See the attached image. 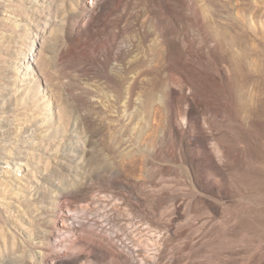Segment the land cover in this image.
<instances>
[{
  "label": "rangeland",
  "instance_id": "rangeland-1",
  "mask_svg": "<svg viewBox=\"0 0 264 264\" xmlns=\"http://www.w3.org/2000/svg\"><path fill=\"white\" fill-rule=\"evenodd\" d=\"M28 44L70 116L47 169L41 115L12 90ZM206 55L238 104L205 74L189 89L184 59ZM263 71L264 0H0V123L20 138L12 176L0 144V264H264Z\"/></svg>",
  "mask_w": 264,
  "mask_h": 264
},
{
  "label": "bare ground",
  "instance_id": "bare-ground-1",
  "mask_svg": "<svg viewBox=\"0 0 264 264\" xmlns=\"http://www.w3.org/2000/svg\"><path fill=\"white\" fill-rule=\"evenodd\" d=\"M163 15V14H162ZM167 16V15H166ZM159 18V17H158ZM8 20H13V19H10V18H8ZM16 20V19H15ZM15 20H13V21H15ZM166 20V19H165ZM157 21H159V20H157ZM16 22V21H15ZM161 22V21H160ZM162 22H164V21H162ZM167 22V21H166ZM170 22V21H169ZM156 23V22H155ZM168 23V22H167ZM167 23H166V25H167ZM165 23H163V25H164ZM166 25H164L163 26V34H164V37L166 36H170L172 33H174L173 31H172V33L170 32V29L166 26ZM162 26V25H161ZM171 26V25H170ZM183 27V26H182ZM161 29V28H160ZM178 30V29H177ZM176 30V31H177ZM180 30H181V25H180ZM161 31V30H160ZM175 31V32H176ZM181 31H183V30H181ZM181 31H179L178 30V32H176L178 35L177 36H175V37H177V38H179L180 40H181V42L182 41H184L183 39L184 38H182L181 37ZM32 32V31H31ZM34 33V35H37V37L38 36H43V35H41V32L38 30V31H36V32H33ZM161 33V34H162ZM175 34V33H174ZM184 35V34H183ZM200 35V34H199ZM145 36H146V34H145ZM188 36V35H187ZM203 36V35H202ZM199 37H201V36H199ZM171 38H172V36H171ZM187 38V37H186ZM218 38V37H217ZM167 39V38H166ZM200 39V38H199ZM159 40V39H158ZM170 40V39H169ZM189 40V39H188ZM188 40H186V41H188ZM191 40V39H190ZM205 40V39H204ZM185 41V42H186ZM192 41V40H191ZM200 41V40H199ZM212 41H214V40H212ZM216 41V40H215ZM218 41H220V40H218ZM161 42V41H160ZM171 42V41H170ZM169 42V43H170ZM184 42V43H185ZM193 42V41H192ZM202 41H200V45L202 44V43H205V42H202ZM217 42V41H216ZM223 42V41H222ZM222 42L220 43V44H222ZM227 42V41H226ZM191 43V42H190ZM181 44H183V43H181ZM188 43L186 42V45H187ZM195 43L193 42V45H194ZM198 44V43H197ZM196 44V45H197ZM213 44H214V42H213ZM219 44V43H218ZM159 45V44H158ZM171 45V44H170ZM190 45V44H189ZM196 45H194L195 46V48H196ZM204 45V44H203ZM223 45V44H222ZM156 46V45H155ZM184 45H182L181 47H183ZM208 46V45H207ZM217 46V45H216ZM185 47V46H184ZM195 48H193V49H195ZM207 48V47H206ZM36 49V47H35V45L33 44H28V47H27V53L24 51V50H22L20 53H19V55H21V57H17L18 59H17V61L18 62H21L22 63V66H24L23 68L26 70L25 71V74L26 73H28V74H26V75H24L25 77L27 76V79L26 78H24V79H22L23 81L22 82H20V85L21 86H18L17 84H14L13 85V87H12V90H14L16 87H21V89L22 88H24L26 85H27V87L25 88V90H24V92H23V95H24V97H23V99H24V101H25V103H30L29 101H32V105H31V109H29V111H28V114H26V115H28V117H31V118H35L34 117V115L37 113V114H40L41 116H38L39 117V124L40 125H42L43 126V131H41L40 132V135L42 134L43 136H45V137H47L48 139H47V142L49 143L48 144V146L46 147V148H44V149H47V151L50 153V155H47V154H45L44 153V155H36L35 153H33V156L34 157H37V158H39V159H42V160H44V164H46V167H45V165L43 166V167H41V168H48L49 166H51V164L54 162V160H57L58 159V157H55L54 156V158L52 157V154H51V152L52 151H56L57 153H60V152H62V151H64V150H67V147L68 146H65V144H67L70 140H68V137H66L67 136V134L65 135V134H61V130L63 131V133H66L67 132V129H68V120L70 119V116H69V113H68V111L65 109V107L63 106V104H61V103H59L55 98H54V96H55V94L53 93V89L51 88V86H49L48 84H49V79L46 77V73L44 72V69L42 68V66L41 65H38V63H36V61H35V59H33V58H31L30 57V55H31V53H28V52H31V51H33V50H35ZM186 49H187V46H186ZM186 49H184L185 51H186ZM188 49H190V48H188ZM199 49H200V47H199ZM184 50H182V51H184ZM203 50V49H202ZM220 50V49H219ZM218 50V51H219ZM223 50V49H222ZM190 51L192 52L193 50H192V47H191V49H190ZM227 51V50H226ZM203 52H205L204 50H203ZM223 52V51H222ZM229 52V51H228ZM209 53H211V49L209 48V49H207V53L206 54H209ZM244 53V52H243ZM247 53V52H246ZM144 54V53H143ZM188 53L186 52V55H187ZM204 54V53H203ZM216 54V53H215ZM229 54V53H228ZM250 54V53H249ZM192 55H194L193 54V52H192ZM196 55H198L197 53H196ZM196 55H195V57H196ZM238 55H240V54H238ZM248 55V54H247ZM208 56V58L206 59V61L208 62V64H206V66L204 67L203 66V64H202V62L200 63L199 61H198V59L197 58H194L192 61H186V59H184L185 60V62H184V64L181 66V68H180V71L182 72V74H184V73H188L189 71H194V72H196V74L198 73V74H200V75H194V77H188V76H185L186 74H184V76L186 77V79H187V81H188V84H189V89L191 90V92H192V90H193V92H194V94L195 93H197L198 92V84L200 83V81L202 80H200V81H198V79H195L196 77L198 78V76L200 77V78H202V77H204L203 76V74H205V75H207V81H208V79H209V81L211 80L212 81V83L214 84V86H215V83H216V86L217 87H219V91H221L222 92V94H224V95H228V94H230L229 96L231 97V99L233 100V103H234V101L236 102L237 100H236V95H235V86H236V83H235V76H237L235 73V76L233 77V76H231V74H228L227 72H226V70L225 69H227V67L223 70V68L221 67V66H217V64H215L214 63V60L212 61L211 59V57H212V54H211V57L209 56V55H206V57ZM216 56V55H215ZM232 56H234V55H232ZM242 56V55H241ZM205 57V58H206ZM221 57V56H220ZM226 57H228V56H226ZM235 57H236V55H235ZM235 57H233V60L234 59H236L237 60V57L235 58ZM191 58V57H190ZM200 58V57H199ZM221 59H222V57H221ZM220 59V60H221ZM231 59V58H230ZM229 59V60H230ZM129 60V59H128ZM191 60V59H190ZM203 60V59H202ZM206 61H205V63H206ZM217 61V60H216ZM231 61H232V59H231ZM235 61V60H234ZM238 61V60H237ZM32 62H35L36 63V65H33L32 64ZM243 62H244V60H243ZM251 62V61H250ZM232 63V62H231ZM246 63V62H245ZM128 64V63H127ZM249 64V63H248ZM156 65V64H155ZM243 65V64H242ZM242 65H240V66H242ZM244 65H246V64H244ZM234 66V65H233ZM232 67V66H231ZM247 67V66H246ZM245 67V68H246ZM251 67H253V65H251ZM239 67H237V73H239V69H238ZM244 68V67H243ZM194 69V70H193ZM232 69V68H231ZM241 69V68H240ZM246 69H249L248 67L246 68ZM251 69V68H250ZM140 70V69H139ZM179 70V69H178ZM234 70V69H233ZM255 70V69H254ZM180 71H178V72H180ZM227 71H229V67H228V69H227ZM241 71V70H240ZM245 71H247V70H245ZM32 72V73H31ZM40 72V73H39ZM177 72V71H176ZM249 73L248 74H250V70L248 71ZM252 72H253V70H252ZM264 72V71H263ZM229 73H230V71H229ZM254 73V72H253ZM42 75L43 76V78L45 79V83L48 85V86H46V87H41L42 85H41V80L39 79V77H38V75ZM177 74H179V73H177ZM30 75V76H29ZM245 75H246V73H245ZM244 74H243V76L242 75H240V76H242V77H244L245 76ZM117 76V75H116ZM180 76V75H179ZM183 76V75H182ZM193 76V75H192ZM202 76V77H201ZM239 76V75H238ZM264 76V75H263ZM139 77V76H138ZM181 77V76H180ZM179 77V78H180ZM218 77L220 78V81H218L217 82V79H218ZM246 77V76H245ZM251 77V75L249 76V78ZM146 78V77H145ZM174 78H178V76L176 77L175 76V74H174ZM248 78V77H247ZM131 79V78H130ZM134 79V78H133ZM180 79H182V77L180 78ZM185 79V78H184ZM238 79H239V81H240V79H241V77H238ZM246 79V78H245ZM244 79V81H246ZM178 80V79H177ZM183 80V79H182ZM186 81V82H187ZM241 81H243V80H241ZM248 81V80H247ZM185 82V81H184ZM205 82H206V80H205ZM178 83H179V80H178ZM180 83H181V81H180ZM204 83V82H203ZM245 83V82H244ZM247 83H249V82H247ZM24 84H26V85H24ZM182 84H183V82H182ZM202 84V83H201ZM205 84V83H204ZM211 84V83H210ZM238 84V83H237ZM240 84V83H239ZM246 84V83H245ZM174 85H175V81H173L172 80V83H171V85H170V87L171 86H173L174 87ZM180 85V84H179ZM185 85V84H184ZM251 85V84H250ZM176 86V85H175ZM187 86V85H186ZM199 86H200V84H199ZM213 86V87H214ZM172 87V88H173ZM217 87H215V89L217 88ZM241 87V86H240ZM128 88V87H127ZM203 88H204V86L202 87V90H203ZM242 88V87H241ZM243 88H245V87H243ZM242 88V89H243ZM247 88V87H246ZM252 88V87H251ZM188 89V90H189ZM238 89H240L239 88V85H238ZM174 90H176V89H174ZM180 90V89H179ZM211 90V89H210ZM241 90V89H240ZM239 90V91H240ZM131 91V90H130ZM181 91L182 92H184L183 91V88L181 89ZM187 91V90H186ZM204 91V90H203ZM180 92V91H179ZM188 92V91H187ZM202 92V91H201ZM216 92V91H215ZM127 93V92H126ZM219 93V92H218ZM262 93V92H261ZM185 94V93H184ZM221 94V93H220ZM242 94V93H241ZM186 95V94H185ZM188 95V97H189V94H187ZM238 95V94H237ZM240 95H238V97H239ZM251 96V95H250ZM187 97V96H186ZM225 97V96H224ZM229 97V98H230ZM247 98V97H246ZM238 99V98H237ZM222 100H224V99H222ZM225 100H227V99H225ZM225 100H224V102H225ZM260 100V99H259ZM264 100V99H263ZM231 101V100H230ZM261 101V100H260ZM227 102H228V100H227ZM244 102V101H243ZM236 104H238L237 102L235 103V105ZM243 104V103H242ZM241 104V105H242ZM188 105V104H187ZM234 105V106H235ZM259 105V104H258ZM232 105H230V107H231ZM261 106V105H260ZM233 107V106H232ZM42 108V109H41ZM54 108V109H53ZM54 110V111H53ZM188 111V110H187ZM263 111V110H262ZM41 112V113H40ZM186 112V111H185ZM53 116H55L57 119H58V122H57V124H58V129H57V131L54 133V134H51V132L49 131V129H50V123H51V121H52V117ZM261 116H262V114H261ZM186 117V116H185ZM41 118V119H40ZM262 118V117H261ZM26 119V118H25ZM28 124V123H27ZM206 124V123H205ZM24 124H22V126H23ZM205 126V125H204ZM42 128V127H41ZM46 129V130H45ZM4 128H3V126H2V124L0 123V132L2 133V135H0V144L2 143L3 144V147H5V148H8L9 149V145H11V144H13V145H16V146H18V144H19V142H20V138H18V137H8V136H6V134L4 133ZM22 133V129H20V131H19V134H21ZM65 135V136H64ZM42 142V141H41ZM46 143V142H45ZM12 145V146H13ZM1 146V145H0ZM12 148V147H11ZM218 151V150H217ZM34 152V151H33ZM218 153H220V152H218ZM7 156H8V158H6L5 160H6V163H7V165L9 166V168H4L3 169V173L4 174H6L7 176H12V174H11V172H12V169H11V165H10V163H9V160L10 159H12V160H15V159H17V157H15L16 155H18V154H13L12 152H11V150L9 149V151L7 152ZM19 159V158H18ZM21 160H23V159H20V161ZM29 160H27V161H25L24 162V165L26 166V170H27V173H28V176L30 177V180H32V181H36V183H38V184H40L39 183V181H37L36 179H37V175H36V169L34 168V167H31V164L28 162ZM34 165H36L37 166V164H34ZM38 166H40V165H38ZM23 167L21 166V165H17L16 166V177H17V179L20 181V180H23L24 179V177H27V175L26 174H24L23 172ZM3 183L4 184H6V185H11V186H14L13 185V183H11L10 182V180L9 179H6V181H4L3 180ZM5 186V185H4ZM3 204L4 203H1V205L3 206ZM25 213V212H24ZM156 235H158V234H156ZM152 236V235H151ZM155 245V244H154Z\"/></svg>",
  "mask_w": 264,
  "mask_h": 264
}]
</instances>
